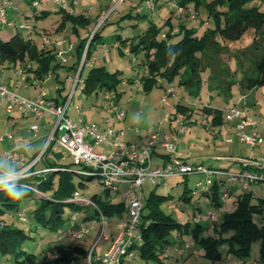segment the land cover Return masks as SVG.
<instances>
[{
    "label": "trees",
    "instance_id": "16d2710c",
    "mask_svg": "<svg viewBox=\"0 0 264 264\" xmlns=\"http://www.w3.org/2000/svg\"><path fill=\"white\" fill-rule=\"evenodd\" d=\"M186 1L188 0H183L185 4ZM191 1L194 2L195 8L204 4L208 9V15L215 20V27L209 28L201 36H198L194 29L187 27L178 28L176 29L179 30L178 32L172 33L174 28L171 24L172 18L169 17L166 24H169L170 30L166 32V36L161 34V38L158 37L160 28L154 24L136 36L118 37L121 53H124L125 47H129L128 49L134 54L145 52L144 72L138 78H129L128 82L133 83L138 79L142 84V90L149 92L156 86H162L164 82H172L179 77L181 85L188 84V87L196 91L200 81V70L207 64L205 58L210 57L212 60L217 58L216 56L226 47L222 41L238 39L252 27L255 29L253 42L241 52V55H244L243 61L238 63L245 74L240 79V86L245 93L243 90L245 87L251 90L264 85V9L261 5H252L256 0ZM57 13L61 16V22L55 31L63 30L68 22L75 24L76 29L78 25L85 27L91 22V17L70 13L68 9H58ZM50 14L51 12L47 10L35 11L37 18H47ZM94 19L96 21L98 17ZM43 28L47 27L41 29ZM100 35L101 29H97L90 43H88L89 36L81 38L77 45L78 62L82 59L86 47V58L89 57L91 46ZM176 35L179 36L177 42L173 40ZM58 53L57 47L45 44L40 48L35 40L29 37L26 39L20 34L3 40L0 37L2 62H7L9 65L26 63L23 66V71L26 72L30 62L34 60L37 67L30 66L29 70L42 79L58 66ZM245 60H248V66L245 65ZM215 62L209 64L213 69L216 66L219 72L216 74L213 70V73L217 81H222L221 84H216L223 89L226 96H229L236 84L235 73L228 62L223 63V60ZM123 81L121 70L111 72L107 66L97 64L84 78L83 90L85 93L104 91L106 97L108 92L114 91L116 98L120 95L118 88ZM111 100H114V97ZM198 109L183 103L178 104L174 116L181 114L188 120L195 113H199ZM199 110L201 114L211 118L212 126H220L224 123L223 108L209 104ZM49 167L55 170L31 175L21 181L31 185L28 196H32L38 203V207L32 212L33 220L52 231L45 239L49 248L38 251L29 246V240L33 237L27 229L15 224V219L21 220L23 213L26 219L21 221H28L29 217L25 209L19 207V200L0 192V263L2 264H38L41 255L46 264H67L69 261L83 264L90 252L92 255L97 254V244H92L90 249L83 242L90 231L82 238L74 239L60 238L58 230L78 226L81 222L87 223L88 218L102 222L101 213L105 221L109 217L126 214L125 199L116 202L120 188L111 195L109 191L111 189L104 184L94 168L88 165H75L72 161L67 164L54 161L49 163ZM259 172L263 175V179L255 182L264 181V169ZM96 178L105 185L106 194L98 195L91 191L89 183ZM212 184L214 185L210 189L197 194L200 197L206 195L215 203V208L209 209L215 212L214 217L209 216V211L205 215L200 200L193 205V196L188 190H184L179 197L169 193H158L155 188L150 190L143 199L140 224L135 231L139 239L131 247L132 256L141 257L143 264H264V197L255 201L253 190H249L251 183L247 187H244L243 183H237L242 184L245 190L234 194L230 192L225 199L231 198V200L225 202L221 197L226 188L221 190L219 187L222 184L218 180ZM227 187L230 189V186ZM187 204H192L195 208L194 212L189 213L190 211L186 210ZM167 206L171 209L179 208L187 211L192 220L191 218L186 221L179 220L165 210ZM203 215L207 216L210 224H203L200 221ZM67 223L71 224L66 227ZM89 228L91 230L90 226ZM255 243H259V248L253 252ZM185 250L188 252L183 256ZM49 251L56 252L58 257L49 261L47 256ZM174 255L176 263L173 259ZM231 257L232 261H229ZM122 264H131L129 257L124 258Z\"/></svg>",
    "mask_w": 264,
    "mask_h": 264
},
{
    "label": "rangeland",
    "instance_id": "374dc122",
    "mask_svg": "<svg viewBox=\"0 0 264 264\" xmlns=\"http://www.w3.org/2000/svg\"><path fill=\"white\" fill-rule=\"evenodd\" d=\"M14 1L19 6V8L12 11L10 10L9 17L12 13L15 14V25L7 26L4 30H2L0 36L2 40L9 39L15 34H20L26 39L29 37L32 40H35V42L41 48L45 44L47 46H53L55 42L57 43L58 41H63L64 39H66L65 36H67L71 38L73 44L78 45L82 40L81 38H85L87 36L90 37L88 41V43H90L92 38L91 36L94 34V32L97 29H101V32L103 34L102 36H104V38L101 40V42L99 41L97 43V41H95V43L91 46V54L89 55V57L86 58L85 53L83 54V57L81 59L82 64H87L85 72H82V77L85 78L87 76L89 70L93 67L94 64L105 65L109 70H111V72L121 70L124 81L119 84L118 91L121 94L122 101L127 102L128 100H134V104H143L142 108H146L148 110V116L143 119V123L145 124V127L148 126L149 129H145L144 127H142V130L146 132H148L150 129H153L154 131L160 130L159 133L162 137L165 135V132H169L170 134L177 133L181 129L182 124L177 123L174 118L169 120L168 114L171 113L172 115H174L177 111L178 104L183 103V105L201 109L202 107L211 103L212 106L223 108L225 110V120L224 123L220 126H207L201 121L191 126H187L186 124H188V120L184 118V124L186 125V128L184 129V131L178 132L176 144L177 146L181 144L180 154L183 156L182 158L187 157L189 153L191 154L190 156H188L191 157L190 161L188 162L191 166L200 164L215 166L214 164L223 162L225 164H228L229 167L227 170L236 171L239 168L241 169V162H232L233 158L243 156L242 161H262L264 159V147L262 144H260V142L257 141L255 145L243 143L233 147L235 143H237V141L232 144L231 142L227 141V138L233 137V135L231 134H235V132L229 134V131H226V128L224 129V127H227L228 125H234L237 122V118L228 120L226 117V113L230 109L229 107H233L240 111L246 110V117L249 120L256 121L257 124H259V127H257L256 125H254V127L257 130L256 132L258 133V135L264 138V85L258 88H251V90L245 87L243 88V90H245V93L242 92L240 79L243 78L245 74L244 72H242L243 69L238 65L239 62L243 61L242 57L244 55H241V52L244 49L250 47L253 42V38L255 36L254 28L251 27L242 37L238 39L222 41L223 45H226V47H224L225 49H223L221 53L216 56L217 58H213V60L210 59V57L205 58L204 61L207 64H205L200 70V81L199 86L196 87V91H192L191 87H188V84L181 85L179 83L180 79L178 77L175 80L176 83H166L162 86H156L149 92H145L139 86L133 85L132 83L128 82L129 78H138L144 72L145 63H143V61L145 60V52L140 51L137 54L128 53L123 55L116 48H110L109 45H111L112 43L113 34H121L122 37H133L143 33L150 25L154 24L156 25V27L160 28L158 31V37L161 38L162 33H166L170 30V26L169 24H166V21L167 18L172 17L173 24L176 28H191L195 30L194 32H196L198 36H201L209 28L215 27V20L208 15V9L204 4H200L197 8H194L196 10V17L192 18L191 14H189V11L185 10L184 12H181L173 7L170 4L171 0H153V2L156 4V9L154 10L145 7L148 0H106L104 14L102 16L99 15L101 17L98 16V20L95 21L93 16H96V14H98L100 10L91 9V6H93V0H78V2H80L78 8L84 10L88 9V12L90 13L91 11L93 15L92 25L89 29V31L91 32L86 33L87 30L80 27L81 30L79 37L74 30L75 24H73L72 22L69 23L67 31H65L64 34H62V32L60 33L59 31H55L57 27L56 25L59 22L60 18V15L57 13L58 9H61L59 5L50 2L48 4H45L44 6L42 5L43 7H48L46 9L50 10L51 14L47 18H37L35 16V11L38 10L33 7L29 0ZM203 1L204 0L200 2ZM258 4H260L261 8L264 9V0H256L252 3V5ZM72 7L73 6L71 5L70 9H72ZM146 14L149 17H146ZM108 18L109 20L113 21L107 22ZM23 23L29 24L33 28H22L21 26ZM42 27L47 28L41 29ZM38 28H40L41 30H39ZM178 31L179 30H177V32ZM99 39H101V37H98V40ZM178 39L179 36L176 35L174 39L175 42H177ZM77 50L78 48H76V50H73L74 52H69V50L65 46H62L58 51L60 55H58L57 59L62 65H65L67 68H63L64 66H61L58 70V74L53 73V78L51 76H47V78L44 79V81L42 80L41 83L37 84L36 82V86H34L33 84L31 85L28 80L23 81L21 79L22 74H20L21 76L19 75V72L21 73L22 68L26 65V63L19 62L17 65H14L13 63L9 65L7 63L6 72L4 74H1V79L4 82L9 80H14L15 83L17 82V85H21L20 88H18V91L21 92V95L25 97L35 96L38 91L40 94V92L45 90L48 97L54 98L58 95V88L63 89L64 84H66V86L63 89V94L68 95L71 92L74 78H76L78 74H75L68 68L78 61ZM220 60H223V63L228 62L231 66V70L235 73L234 79L236 80V84L235 87H233V90L230 92L229 96H226L223 89L221 87H218V85L216 84H221L222 82L220 80L217 81L214 74H217L219 70L215 68L216 66L213 69V66L209 64H214L215 61L218 62ZM64 61L67 62L64 63ZM244 63L246 66H248V60H245ZM30 65L37 66V63L33 60L32 62H30ZM66 69H68L72 73L69 74L68 70ZM213 70H215L214 73ZM30 76L34 77L32 74ZM222 77H224V75H222ZM25 83L26 85H28V87L24 86ZM172 86L175 87L176 92L170 94L167 89ZM82 87L83 86H79L74 92V97L71 101V107L76 110L80 106L83 109L82 114L84 117L82 118L89 122H97L98 124L102 125V122L110 113V109H112V107L110 106L112 101L110 100V98H108V96L112 99L116 96L115 92H109L106 98V93L104 91L85 93L83 92ZM199 109L198 111L201 112V110ZM197 114L195 115V118L201 119V117ZM203 118L204 115H202V119ZM205 121L207 122L208 120L205 119ZM220 130H222V134H219ZM233 139H235V136L233 137ZM133 144H136L138 146L139 142H134ZM98 150H103V147L99 146ZM219 155L223 157V159H221L222 161H220V159L214 160V158L218 157ZM55 158L59 160V163L61 162V157H58L59 159L57 157ZM42 162L44 163L45 167L49 166V164L46 163L47 161H45V159L40 163ZM66 162L71 163L69 156L66 159ZM205 179L206 177L204 174L200 172H192L188 175L185 174L184 176L180 177H172L162 183H152L147 181L143 184L142 188L145 196H147L149 191L154 188L158 193H169L177 197H179L184 190H188L193 196V205L197 204L198 200H200L202 211L206 215L209 209L215 208V203H213L207 196L200 197L199 194H194V191H199V193L202 191V189L199 188L197 184L198 182L200 183L201 180L205 181ZM89 186L91 188V191L96 192L98 195L107 193L105 185L100 183V180L98 178H96L93 182H90ZM119 188L120 192L118 193L116 202L118 200H124L123 193L126 189V185L120 184ZM243 190L245 189H239V191ZM249 190H253L255 194V201H257L260 197H264V181L251 183L249 186ZM109 191L111 195L115 193L114 189H111ZM232 192L233 194L237 193L235 189L232 190ZM223 200L226 199L223 198ZM230 200L231 198H229V201ZM3 207L6 208L5 206ZM19 207L25 209L29 219L26 222H23L21 220L16 221L15 219V224L19 227L27 229L29 231V234H31V236L33 237V239L29 240V246L32 249H38V251L48 249L49 244L45 239L51 234L52 231L50 229L48 230V228L43 227L41 223L35 221V219L33 220L32 212L36 207H38V203H36V200L33 199L32 196L27 195L23 199L19 200ZM185 208L187 211H190L189 213H192L195 210L192 204H187ZM165 210L168 213H172L181 221H186L188 220V218H191L187 211H182L179 208L171 209L167 206L165 207ZM124 215L125 214L122 213L118 216L116 215L115 217H109L106 221H102L103 224L96 220V223L94 224L96 226L95 229L90 231V234L83 242H85L88 248L91 249L92 244H94L98 239L100 240V243L98 244V249L100 250L105 244L102 238H104L106 234L111 232L112 226L114 227L116 224H118L119 220L123 218ZM205 215L200 217V221L203 224H210L207 216ZM68 224L69 223H67L66 225ZM211 224H213V221H211ZM101 225H103V228L100 230ZM35 228H37V230ZM258 248L259 243H255L253 245V252H255V250L257 251ZM183 252L184 256V254H186L188 250H185ZM42 258H44L43 255L40 256L38 264H46V261L42 260ZM174 258L175 255L173 256V259ZM129 260L131 261V264H143V259L138 256L129 257ZM229 261H232V257ZM239 261L242 260L239 259ZM174 262L176 263L177 261H175L174 259Z\"/></svg>",
    "mask_w": 264,
    "mask_h": 264
},
{
    "label": "built area",
    "instance_id": "2783aa9c",
    "mask_svg": "<svg viewBox=\"0 0 264 264\" xmlns=\"http://www.w3.org/2000/svg\"><path fill=\"white\" fill-rule=\"evenodd\" d=\"M36 10L44 3H55L62 9H68L76 3V0H30ZM170 4L181 12L189 11L191 17H196V10L188 7L183 0H171ZM156 4L153 0H148L145 7L156 9ZM12 9H17V4L14 0H0V36L2 30L7 26H12L13 22L9 19L8 14ZM22 28L32 29L29 24L23 23ZM177 30H173L175 33ZM166 36V33H162ZM92 37V36H91ZM3 62L0 57V71L2 70ZM21 79L27 80L25 72L21 71ZM76 82H84L82 73L79 72L76 76ZM167 91L175 93V87H169ZM111 99V97L108 96ZM112 100V105L114 104ZM168 103V102H167ZM70 101L65 104H56L46 91L43 90L36 97H25L20 95L13 86L0 80V110L3 105L8 113H12L16 108L22 113H32L37 118H42L47 115L54 118L53 127L47 135L41 149L36 154L32 155L29 152L28 142L18 141L13 147L0 152V160H6L17 169L20 170L21 176L27 178L35 174L48 173L55 170L53 167H45L38 169L37 165L44 159L46 160L49 151L54 144L60 145L65 149L73 164L88 165L94 168L104 184L109 189H118L119 184L125 182L127 187L124 191V199L126 201L127 217L122 220L121 227L114 233L106 234L105 238L110 241L107 250L102 254L88 255L83 264H122L124 258L130 257L133 254L131 247L134 242L138 241L139 237L135 235L137 226L140 224L141 211L143 207L144 195L140 191L143 184L147 181L152 183H162L172 177H180L192 172H200L205 175V181L198 182L197 186L206 191L209 185L218 180L225 186V191L221 198L229 196L227 186H232L237 183H243L244 187L248 184L263 179V175L259 170L264 169V159L262 161L244 160V167L238 171H231L208 165L200 164L191 166L186 159L173 156L177 151L176 140L178 132L184 131V116L177 114L175 119L182 124L181 129L177 133L165 134L163 137L159 131L149 130V141L142 145L129 143L125 140V130L118 127H107L102 129L97 122L85 121L82 116L79 118L71 117L68 113ZM82 112V109H79ZM228 120L239 119L236 125V135L240 141L255 145L258 142L264 146V138L258 135L257 132L250 135L245 132V127L248 124L257 126V122L249 120L246 115L235 108H230L226 113ZM126 115L125 110H120L116 107V119L123 120ZM168 119L173 115L168 114ZM40 130L39 124H30L29 132L31 136L37 135ZM8 138H12V133H6ZM233 137H228L230 142ZM104 144L108 150H98L97 146ZM156 144L161 145L168 152L169 159L163 165H153V148ZM29 160L26 161V156ZM189 153L187 155L190 156ZM199 191H194V194ZM209 216L214 217L215 212L209 211ZM102 221L105 217L101 213ZM26 215L21 214V220H25ZM90 231L86 222H81L78 226H71L66 229H59L60 238L70 237L80 239ZM48 259L53 260L58 257L54 251H49ZM67 264H77L75 261H69Z\"/></svg>",
    "mask_w": 264,
    "mask_h": 264
},
{
    "label": "crops",
    "instance_id": "0c3cea01",
    "mask_svg": "<svg viewBox=\"0 0 264 264\" xmlns=\"http://www.w3.org/2000/svg\"><path fill=\"white\" fill-rule=\"evenodd\" d=\"M30 1V0H29ZM106 0H93V6H91V9H97V10H100L99 11V13L98 14H96V16H93L92 15V13H91V11H90V13L88 12V9H86V10H84V9H80V8H78V6L80 5V2H78V0H76V3L73 5V7H72V10H70V13H73V14H76V15H78V14H84V15H86V17H91V22L90 23H87L86 24V26L85 27H83V26H79L78 25V27H77V29L75 28L74 30H75V32H76V34L80 37V30H81V28L80 27H82V28H85V30H87L86 31V33H89V32H91V31H89V29H90V27H91V25H92V19H93V17L95 18V17H98L99 15H103L104 14V11H105V5H106V2H105ZM16 3V2H15ZM51 3V2H50ZM45 4H48V3H44V4H42L43 6L45 5ZM55 4V3H54ZM41 5V7H40V10H47L46 8H48V7H43ZM186 5L188 6V7H192L193 6V8H195V4H194V2L193 1H191V0H188V1H186ZM19 8V6L17 5V9ZM108 9V8H107ZM12 10H15V9H12ZM11 10V11H12ZM47 11H50V10H47ZM51 12V11H50ZM141 13V12H140ZM9 15L10 14H8V17H9ZM93 16V17H92ZM101 16H99V17H101ZM146 17H149L147 14L145 15ZM16 16H15V14L14 13H12L11 14V16L9 17V19L13 22V25H15V18ZM19 17V16H18ZM172 18V17H171ZM98 20V19H97ZM168 20V19H167ZM113 20H109V18L107 19V22H112ZM61 22V16H60V18H59V22L57 23V25L56 26H58L59 25V23ZM69 23H71V22H68V23H66V25H65V27H64V29L63 30H60L59 32L61 33L62 32V34H64L65 33V31H67V27H68V25H69ZM171 24H172V27L174 28V29H178V28H176L175 26H174V24H173V20L171 19ZM12 25V26H13ZM87 28V29H86ZM61 34V35H62ZM88 35V34H87ZM86 35V36H87ZM103 34H102V32H101V35H100V37H101V39H99V40H97V43L100 41L101 42V40L104 38V36H102ZM119 36H122L121 34H113V40H112V43H111V45H109L110 46V48L111 47H114V48H116L120 53H121V50L119 49V44H118V41H119V39H118V37ZM63 37V36H62ZM66 37V39H64L63 41H58L57 43L55 42L54 43V45L53 46H55V47H57V50L59 51L60 50V48L62 47V46H65L68 50H69V52H74L73 50H76V48H77V45L76 44H73L72 43V41H71V38H69V37H67V36H65ZM175 39V38H174ZM173 39V40H174ZM68 40V41H67ZM129 47H125V49H124V53H121V54H128V53H132L131 51H130V49H128ZM86 49H87V47L85 48V50H84V53L83 54H85L86 53ZM58 55H60V53H58ZM58 55H57V58H58ZM83 57V56H82ZM105 57V56H104ZM57 61H58V66H56V67H54L49 73H48V77H52L53 78V76H54V74L53 73H57L58 74V70H59V68L61 67V66H64L63 68H67L65 65H62L61 63H60V61L57 59ZM68 61V60H67ZM67 61H64V63H66ZM82 60H80V62H76L75 64H72V66H70V67H68L70 70H72L75 74L76 73H79V72H85V69H86V67H87V64L86 63H83L82 64V62H81ZM7 65V62H5V63H3V67H1L2 68V70L0 71V80H2L1 79V74H4L5 72H6V66ZM31 67H33V68H36L37 66H32V65H30ZM30 66H28L29 68L28 69H26V72H25V74H26V76H27V80L29 81V83L32 85H34V86H36V82H37V84L38 83H41L42 82V80L44 81V79H46L47 78V76H45L44 77V79H42V78H40L38 75H36V73L35 72H33V71H31V70H29L30 69ZM93 66H95V64L93 65ZM22 70H23V68H22ZM66 70H68V69H66ZM27 73H30V74H27ZM68 73L70 74V73H72V72H70L69 70H68ZM21 73L19 72V75H20ZM33 75L34 77H32V76H30V75ZM21 76V75H20ZM58 77V76H57ZM70 77V76H69ZM68 77V78H69ZM176 78H178V77H176ZM176 78L174 79V81H172V82H164V84H166V83H171V84H173V83H176L175 82V80H176ZM3 81V80H2ZM5 82H8V83H10V84H12L13 85V87L15 88V90L18 92V93H20V95H21V92H19L18 91V88H20V86L19 85H17V82L15 83L14 82V80H9V81H5ZM160 83L162 84V81H160ZM180 83V82H179ZM133 85H136V86H139L140 88H142V84H141V82L137 79L135 82H133L132 83ZM181 84V83H180ZM11 85V86H12ZM24 86L25 87H28V85H26V83L24 84ZM65 86H66V84H64L63 85V89L65 88ZM79 86H84V82H79V83H77L76 82V79L74 78V82H73V84H72V89H71V92L68 94V95H64L63 94V89H61V88H58V95L56 96V97H50L56 104H65L67 101H70V104H69V108H68V113H69V115L71 116V117H74V118H79L80 116H82V117H84L83 116V109L79 106L76 110H74L72 107H71V101H72V99H73V97H74V92L76 91V89L79 87ZM83 88V87H82ZM143 89V88H142ZM193 91V90H192ZM83 92H84V90H83ZM176 92V91H175ZM109 93V92H108ZM39 94V91H38V93L36 94V95H38ZM47 94V93H46ZM36 95L35 96H27V97H36ZM106 95V94H105ZM246 95V94H245ZM107 98V97H106ZM111 100V99H110ZM112 101V100H111ZM134 100H128L127 102L126 101H122V97H121V94L118 96V97H114V104L112 105V102H111V104H110V106L112 107V109H110V113L107 115V117L104 119V121L102 122V125H101V127H102V129H105V128H107V127H110V126H113V127H118V128H123L124 130H125V140L127 141V142H129V143H138L139 142V145H142V144H144V143H147L148 141H149V131L148 132H146V131H144V130H142L141 128L142 127H144L145 129H149L148 128V126L147 127H145V124L143 123V119L144 118H146L147 116H148V110L146 109V108H142V106H143V104H139V105H136V104H134V102H133ZM118 103V104H117ZM210 105H211V103H210ZM141 106V107H140ZM212 106V105H211ZM116 107L118 108V109H120V110H125L126 111V115H125V117H124V119L123 120H119V119H116V117H115V114H116ZM82 109V112H79V109ZM243 113H245V115H247V112H246V110L244 111V110H241ZM177 112V111H176ZM137 114L139 115V117H140V119H135V117L137 116ZM195 115L196 114H194L190 119H188V124H186L187 126H191V125H193V124H195V123H199V121H201L203 124L204 123H207V126H212L211 125V118H209V117H207V116H205L204 115V118L205 119H207L208 121L206 122L205 121V119L203 118L202 119V115L203 114H201V112L199 111V113L197 114V115H199L200 117H201V119H199V118H195ZM174 116V115H173ZM175 117V116H174ZM84 119V118H83ZM172 119V118H171ZM171 119H169V120H171ZM175 119V118H174ZM85 120V119H84ZM204 120V121H203ZM85 121H87V120H85ZM175 121L177 122V123H179V124H181V122L180 121H178V120H176L175 119ZM53 122H54V118L52 117V116H49V115H47V116H45V117H42V118H37V117H35L32 113H22V111H20L19 109H15L12 113H8L7 111H6V109H5V105H3L2 106V108H1V110H0V152H2V151H4L5 149H9V148H11V147H13L18 141H26V142H28V149H29V152L31 153L32 152V155L33 154H36L38 151H39V149H41V147H42V145H43V143H44V141H45V139H46V137H47V135L50 133V131H51V129H52V127H53ZM239 122V119H237V122L234 124V125H228L227 127H224V129L226 128V131H229V134H231L232 132H235L236 133V125H237V123ZM39 124L40 125V130L38 131V133H37V135H35V137L34 136H31V134H30V132H29V127H30V124L32 125V124ZM139 125V126H138ZM185 125V124H184ZM185 125V126H186ZM150 127V126H149ZM212 127H214V126H212ZM223 127V126H222ZM257 127H259V124H257ZM151 128V127H150ZM160 131V130H159ZM161 131H163V130H161ZM257 130L255 129V127H254V124H248L246 127H245V132L246 133H248V134H250V135H252V134H254V132H256ZM258 131H259V129H258ZM12 133V138H8L7 136H6V133ZM170 134L169 132H165V134ZM223 132H222V130H220L219 131V134H222ZM231 135H233V137L235 136V139H233L232 141H230L232 144L233 143H235V141H237V143H235V145L233 146V147H235V146H237V145H240V144H243V143H247V142H244V141H240L239 140V138H238V136L236 135V134H231ZM247 144H249V143H247ZM180 145L181 144H179L178 146H177V151H176V153H174L173 154V156H177V157H183L180 153V151H181V148H180ZM103 147V149H106V150H108L109 148H107V147H105V145H103V144H101V145H98L97 146V149H98V147ZM264 147V146H263ZM54 156V157H53ZM68 156H69V154H68V152L65 150V149H63L60 145H58V144H54L53 145V147H52V149L49 151V153H48V155H47V158H46V160L45 161H47L46 163H51V162H54V161H56V162H58L59 163V160H57L55 157H61V162L60 163H62V164H67V162H66V159L68 158ZM169 154H168V152L164 149V147H162L161 145H159V144H156V146L153 148V165H163V164H165L166 163V161L169 159ZM70 157V156H69ZM29 156L27 155L26 156V161H28L29 160ZM225 158V157H224ZM242 158H243V156L241 157H237V158H233L232 159V162H241V168H242V165H243V161H242ZM59 159V158H58ZM183 159H186L188 162L190 161V159H191V157H185V158H183ZM218 160V159H220V161H222L221 159H223V157H221L220 155L218 156V157H216V158H214V160ZM70 160H71V158H70ZM154 160H155V162H154ZM0 161H3L4 162V164L5 165H7V164H9V162L8 161H6V160H3V159H1ZM191 162H193V161H191ZM215 166H213V165H208V166H211V167H221V168H228L229 166H228V164H225V163H223V162H220L219 164H214ZM38 167V169H44L45 168V166H44V163L42 162V163H40V164H38L37 165ZM239 168V167H238ZM238 168H236V169H238ZM238 170H240V168L238 169ZM238 170H236V171H238ZM167 183V182H166ZM120 184H123V185H126V187H127V184L125 183V182H122V183H120ZM120 184H119V187H120ZM214 184H211V185H209V189H210V187L211 186H213ZM118 187V188H119ZM143 187V186H142ZM231 188L229 189L230 190V192H232V190H236L237 192H240L239 191V189L241 188H243L244 189V187L242 186V184H238V185H232V186H230ZM221 190H224L225 189V186L224 185H220V187H219ZM140 191L143 193V195L145 196V193H144V191H143V188H140ZM210 191V190H209ZM150 192V191H149ZM233 193V192H232ZM204 196H206V195H204ZM222 201H225V202H228L229 201V198L227 199V200H223V198L221 199ZM127 211H126V214L124 215V217L123 218H121L120 220H119V222H118V224H116L114 227L112 226V230H111V232H109V233H113V232H115V231H117L120 227H121V223H122V220H124L127 216ZM88 221H87V223H88V225L91 227V230L90 231H92L93 229H95V223H96V220L97 219H94V218H88L87 219ZM100 223H102L103 224V222H101L100 220H98ZM71 223H69L68 225H66V227H68L69 225H70ZM103 228V225H101V227H100V230ZM100 230H99V232H100ZM103 240H104V242H105V244H104V246L99 250L98 248H99V246H98V244L100 243H98V239L95 241V245L97 244V249H96V253L97 254H102V253H104L106 250H107V248L109 247V245H110V241L109 240H107L105 237L104 238H102Z\"/></svg>",
    "mask_w": 264,
    "mask_h": 264
},
{
    "label": "clouds",
    "instance_id": "9594fccd",
    "mask_svg": "<svg viewBox=\"0 0 264 264\" xmlns=\"http://www.w3.org/2000/svg\"><path fill=\"white\" fill-rule=\"evenodd\" d=\"M135 119H140L138 114ZM24 179L14 165L11 163L5 165L0 161V192L16 200L23 199L31 191V185L21 182Z\"/></svg>",
    "mask_w": 264,
    "mask_h": 264
}]
</instances>
